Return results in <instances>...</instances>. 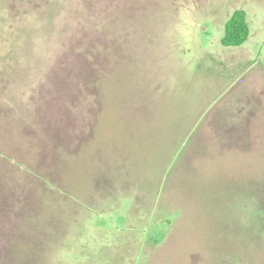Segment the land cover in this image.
Wrapping results in <instances>:
<instances>
[{"label":"rangeland","instance_id":"374dc122","mask_svg":"<svg viewBox=\"0 0 264 264\" xmlns=\"http://www.w3.org/2000/svg\"><path fill=\"white\" fill-rule=\"evenodd\" d=\"M0 264H264V0H0Z\"/></svg>","mask_w":264,"mask_h":264},{"label":"trees","instance_id":"16d2710c","mask_svg":"<svg viewBox=\"0 0 264 264\" xmlns=\"http://www.w3.org/2000/svg\"><path fill=\"white\" fill-rule=\"evenodd\" d=\"M249 35L246 13L242 9L235 10L225 22L221 43L226 46L242 44Z\"/></svg>","mask_w":264,"mask_h":264}]
</instances>
